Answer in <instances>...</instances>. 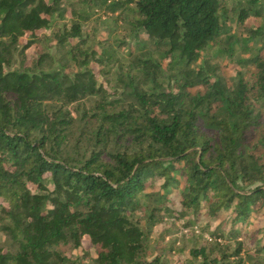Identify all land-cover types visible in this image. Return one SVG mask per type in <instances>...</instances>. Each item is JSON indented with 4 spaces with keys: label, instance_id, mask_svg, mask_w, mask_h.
Instances as JSON below:
<instances>
[{
    "label": "trees",
    "instance_id": "16d2710c",
    "mask_svg": "<svg viewBox=\"0 0 264 264\" xmlns=\"http://www.w3.org/2000/svg\"><path fill=\"white\" fill-rule=\"evenodd\" d=\"M94 9L137 47L126 67L89 46ZM263 17L264 0H0V264H83L85 238L92 264H163L167 217L264 215ZM185 263L221 264L202 247Z\"/></svg>",
    "mask_w": 264,
    "mask_h": 264
},
{
    "label": "rangeland",
    "instance_id": "374dc122",
    "mask_svg": "<svg viewBox=\"0 0 264 264\" xmlns=\"http://www.w3.org/2000/svg\"><path fill=\"white\" fill-rule=\"evenodd\" d=\"M92 12V17L90 22L84 26L85 35L88 38L89 46L96 44L99 40H107V45L111 50L116 52L118 59H120V63L123 67H126L129 59L131 58V54L135 53L137 49L128 38L126 37V29L125 26L119 22L115 21V15H111L107 12H104L100 9H94ZM250 25L253 27L262 26L264 27V17L259 18L258 20H250ZM235 30V29H234ZM123 39L125 41V45L121 48L116 47V42ZM22 43H25V40H21ZM260 45L257 43L256 47L258 48ZM32 50L30 51V53ZM16 62L13 65L14 67H19V59L15 57ZM221 68L225 75L232 77L235 74V66L232 64H227L226 61L221 60ZM93 69L95 73L98 72V68L96 65H93ZM168 75V73H166ZM108 78L111 81L109 85L111 89L115 84L114 77L111 73L108 75ZM101 79V76L100 78ZM104 85L107 86L105 81ZM110 91V89H108ZM161 184V180L156 181L154 186L148 188L146 192L156 191L159 189ZM173 198L171 200V206L174 208L178 207L179 194L177 189H173ZM189 219V216L183 218L182 220H176L173 217H167L164 220L162 226L156 229L157 232L163 235V239L158 246H156L157 252L153 251V254H158L163 262V264H186L185 260L187 257L191 256V253L195 249H199L202 247L203 251L206 255H213L216 259L219 260L221 264L225 263L223 260H220L219 251L224 250L230 257L228 260L231 263L237 262L240 258L232 257V253L234 252L237 243L241 240H246V242L250 245L249 250L246 253L241 254L240 257L246 261V264H264V254L258 255L254 254L251 247L252 238H261L264 241V235L262 232H258L264 229V215L260 214H252L246 223H241L234 227L232 230V226L228 223V215L221 214L218 219L214 222H210L207 224L206 220H202V222L191 223L186 226V221ZM224 223L222 227V234L224 235V239L217 238L215 239L213 236L209 235L208 231L213 230L216 226ZM210 230H207V229ZM232 230V232H231ZM241 230V235H237L234 231ZM255 232V235L252 237L251 234ZM235 233V234H234ZM4 240V235L0 233V242ZM224 246H227L225 250ZM250 256V260L247 261V253ZM83 254L88 255L90 259L96 258L94 250L91 248L90 242L87 238L82 241V246L80 249L73 251L69 254V257L78 261V257H81ZM90 259L82 260L83 264H92ZM200 259V258H198Z\"/></svg>",
    "mask_w": 264,
    "mask_h": 264
}]
</instances>
